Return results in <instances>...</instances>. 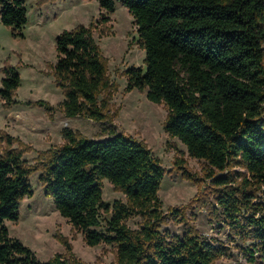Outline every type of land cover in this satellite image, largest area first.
I'll return each mask as SVG.
<instances>
[{
  "label": "trees",
  "instance_id": "trees-1",
  "mask_svg": "<svg viewBox=\"0 0 264 264\" xmlns=\"http://www.w3.org/2000/svg\"><path fill=\"white\" fill-rule=\"evenodd\" d=\"M98 1L105 12L96 23L58 34L57 61L49 67L64 93L65 114L103 122L108 135L87 137L65 128L63 143L30 164L24 143L0 129V264H90L62 253L41 260L10 235L6 220L19 219L21 201L34 194L35 172L88 245L116 246L112 264H215L232 254L231 245L248 261L264 264V0ZM118 1L134 16L137 43L146 51L144 66L125 70V89L147 90L151 101L164 103L165 131L209 164L210 213L228 228V241L202 235L182 207L164 212L159 191L165 167L145 141L112 126L108 109L116 84L94 30L101 25L103 34L109 31ZM0 15L14 36L22 35L29 20L25 0H0ZM4 70L0 97L8 106L22 78L8 66ZM38 104L52 109L44 100ZM177 163L183 168L182 160ZM104 179L125 200L105 202ZM102 213L109 216L105 224ZM134 216L142 219L138 228L127 224ZM168 219H180L183 233L163 231ZM58 239L72 251L66 236Z\"/></svg>",
  "mask_w": 264,
  "mask_h": 264
},
{
  "label": "rangeland",
  "instance_id": "rangeland-1",
  "mask_svg": "<svg viewBox=\"0 0 264 264\" xmlns=\"http://www.w3.org/2000/svg\"><path fill=\"white\" fill-rule=\"evenodd\" d=\"M25 5L29 20L21 29L22 35L14 36L12 28L2 22L0 15V87L6 76V66L9 70L19 71L22 78L13 103L7 106L0 97V129L24 143V158L34 164L41 151L57 148L63 143L65 128L87 137L105 138L108 135L103 122L84 115L69 117L65 114L62 107L64 93L49 67L50 63L57 61L58 34L80 24L96 23L105 10L98 0H55L41 6L37 0H25ZM110 18L105 27L109 31L103 34L104 27L99 25L94 30V36L108 58L109 74L116 84L108 109L113 117L112 126L119 132L145 141L165 167L159 191L164 212L171 206L182 207L189 223L202 235L228 241V228L218 224L210 213L214 198L207 176L209 164L191 156L181 140L165 131L168 108L164 103L151 101L147 90L125 89V70L131 66H144L146 55L137 43L139 34L134 16L118 1ZM38 100L49 103L52 109L38 104ZM15 144L19 145L18 142ZM178 160H182L183 168L196 179L183 175L184 170L178 167ZM30 179L34 194L21 201L18 220H6L12 237L19 238L41 260L62 253L66 256L73 254L90 264L115 262L116 246L104 243L88 245L83 233L73 228L69 219L57 210L53 199L46 195L39 172L33 173ZM103 190L105 202L125 200L124 194L107 179L103 180ZM108 217L105 213L101 214L103 224ZM179 220L168 219L162 230L182 234L184 223ZM141 222L140 217L134 216L127 224L138 228ZM58 236L68 238L72 251L59 241ZM231 246L232 254L218 258L215 264H261L260 261H248L239 247Z\"/></svg>",
  "mask_w": 264,
  "mask_h": 264
}]
</instances>
